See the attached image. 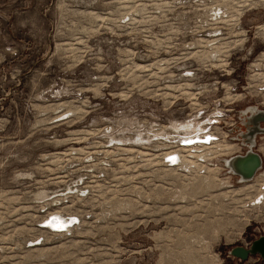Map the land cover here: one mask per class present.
Instances as JSON below:
<instances>
[{
    "label": "rangeland",
    "instance_id": "obj_1",
    "mask_svg": "<svg viewBox=\"0 0 264 264\" xmlns=\"http://www.w3.org/2000/svg\"><path fill=\"white\" fill-rule=\"evenodd\" d=\"M249 104L264 0H0V264H264Z\"/></svg>",
    "mask_w": 264,
    "mask_h": 264
},
{
    "label": "water",
    "instance_id": "obj_2",
    "mask_svg": "<svg viewBox=\"0 0 264 264\" xmlns=\"http://www.w3.org/2000/svg\"><path fill=\"white\" fill-rule=\"evenodd\" d=\"M238 118L240 123L234 127L238 129L235 139L245 150L243 153L223 157L221 161L226 171L237 177V182H248L254 179L263 166V158L256 150V136L264 134V109L256 104L246 105L238 110ZM230 253L241 259L257 254L264 260V235L254 239L248 248L232 247Z\"/></svg>",
    "mask_w": 264,
    "mask_h": 264
},
{
    "label": "bare ground",
    "instance_id": "obj_3",
    "mask_svg": "<svg viewBox=\"0 0 264 264\" xmlns=\"http://www.w3.org/2000/svg\"><path fill=\"white\" fill-rule=\"evenodd\" d=\"M204 53V52H203ZM217 139V138H216ZM239 143V142H238ZM218 144V143H217ZM223 146V147H222ZM221 147L224 149V148H231V146L230 145H228V144H223V145H221ZM208 148V147H207ZM222 148H220V149H222ZM219 149V150H220ZM181 159H183V158H181ZM261 175H264V170L262 171V173H261ZM255 202H257V203H261V202H264V192L263 191H261V193H259L256 197H255Z\"/></svg>",
    "mask_w": 264,
    "mask_h": 264
},
{
    "label": "built area",
    "instance_id": "obj_4",
    "mask_svg": "<svg viewBox=\"0 0 264 264\" xmlns=\"http://www.w3.org/2000/svg\"><path fill=\"white\" fill-rule=\"evenodd\" d=\"M236 123H238V120L232 123V126H234ZM259 189L264 192V179L259 183Z\"/></svg>",
    "mask_w": 264,
    "mask_h": 264
},
{
    "label": "flooded vegetation",
    "instance_id": "obj_5",
    "mask_svg": "<svg viewBox=\"0 0 264 264\" xmlns=\"http://www.w3.org/2000/svg\"><path fill=\"white\" fill-rule=\"evenodd\" d=\"M239 123H240V120H239V118H238V123H237V125H239ZM237 125H236V126H237ZM237 131H238V129H237V128H234V132H235L234 139L236 138ZM258 136H259V135L256 136V142H257V137H258Z\"/></svg>",
    "mask_w": 264,
    "mask_h": 264
},
{
    "label": "snow or ice",
    "instance_id": "obj_6",
    "mask_svg": "<svg viewBox=\"0 0 264 264\" xmlns=\"http://www.w3.org/2000/svg\"><path fill=\"white\" fill-rule=\"evenodd\" d=\"M188 142L190 143L191 141H188ZM170 159H173L174 160L175 158L174 157H170Z\"/></svg>",
    "mask_w": 264,
    "mask_h": 264
}]
</instances>
